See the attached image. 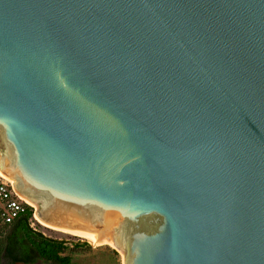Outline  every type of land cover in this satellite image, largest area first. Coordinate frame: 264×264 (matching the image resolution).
<instances>
[{
  "label": "water",
  "instance_id": "95a60500",
  "mask_svg": "<svg viewBox=\"0 0 264 264\" xmlns=\"http://www.w3.org/2000/svg\"><path fill=\"white\" fill-rule=\"evenodd\" d=\"M0 176L122 264H264V0H0Z\"/></svg>",
  "mask_w": 264,
  "mask_h": 264
},
{
  "label": "trees",
  "instance_id": "16d2710c",
  "mask_svg": "<svg viewBox=\"0 0 264 264\" xmlns=\"http://www.w3.org/2000/svg\"><path fill=\"white\" fill-rule=\"evenodd\" d=\"M33 209L12 223L0 226V264H72L67 253L81 245L90 247L87 241L67 247V241L47 236L30 225Z\"/></svg>",
  "mask_w": 264,
  "mask_h": 264
},
{
  "label": "rangeland",
  "instance_id": "374dc122",
  "mask_svg": "<svg viewBox=\"0 0 264 264\" xmlns=\"http://www.w3.org/2000/svg\"><path fill=\"white\" fill-rule=\"evenodd\" d=\"M31 207L34 211L33 206ZM31 226L47 236L66 240L68 248H71L74 243L79 244L85 241L84 239L77 236L63 234L45 228L34 220L33 214L31 218ZM67 253L71 257L72 264H122L120 253L117 252L113 247L106 244L97 245L93 248L92 246L86 247L81 245L80 247L74 248V250H71Z\"/></svg>",
  "mask_w": 264,
  "mask_h": 264
},
{
  "label": "built area",
  "instance_id": "2783aa9c",
  "mask_svg": "<svg viewBox=\"0 0 264 264\" xmlns=\"http://www.w3.org/2000/svg\"><path fill=\"white\" fill-rule=\"evenodd\" d=\"M27 207L31 205L19 198L14 193L10 182L0 176V226L12 223L25 213Z\"/></svg>",
  "mask_w": 264,
  "mask_h": 264
},
{
  "label": "bare ground",
  "instance_id": "6f19581e",
  "mask_svg": "<svg viewBox=\"0 0 264 264\" xmlns=\"http://www.w3.org/2000/svg\"><path fill=\"white\" fill-rule=\"evenodd\" d=\"M33 218H34V216H33ZM34 220L36 221V222H38L35 218H34ZM39 223V222H38ZM40 225H42L41 223H39ZM42 226H44V225H42ZM45 227V226H44ZM45 228H47V227H45ZM49 229V228H48ZM70 235V234H69ZM73 236H77V235H73ZM77 237H79V238H82V239H84V240H86L85 238H83V237H81V236H77ZM87 241V240H86ZM103 244H106V243H103ZM99 245H102V244H99ZM106 245H109V244H106ZM110 246V245H109Z\"/></svg>",
  "mask_w": 264,
  "mask_h": 264
}]
</instances>
